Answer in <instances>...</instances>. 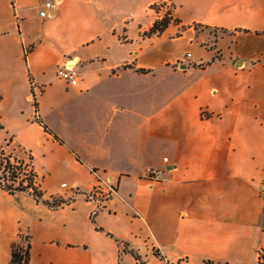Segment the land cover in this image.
I'll use <instances>...</instances> for the list:
<instances>
[{
	"label": "crops",
	"instance_id": "obj_1",
	"mask_svg": "<svg viewBox=\"0 0 264 264\" xmlns=\"http://www.w3.org/2000/svg\"><path fill=\"white\" fill-rule=\"evenodd\" d=\"M161 4L178 22L145 36ZM68 60L78 87L58 77ZM37 85L52 133L25 116ZM8 142L33 154L45 195L68 203L0 188V264L20 234L31 264H259L264 0H0ZM100 184L105 196L89 200Z\"/></svg>",
	"mask_w": 264,
	"mask_h": 264
},
{
	"label": "trees",
	"instance_id": "obj_2",
	"mask_svg": "<svg viewBox=\"0 0 264 264\" xmlns=\"http://www.w3.org/2000/svg\"><path fill=\"white\" fill-rule=\"evenodd\" d=\"M178 22L173 18L171 11H167L163 17L155 20L151 29L146 32L145 36L161 35L170 26L171 23ZM142 72H145L142 70ZM36 111V121L44 129L52 133L48 126L38 118V103L34 102ZM55 139L62 143V140L54 135ZM9 143L5 147H0V188L10 194L18 192L30 193L38 202H42L50 208H58L66 203L61 197H47L41 188V179L39 178L34 165V156L31 152L27 158H21L7 150ZM24 239L26 244L20 243L19 239ZM158 256L159 253H156ZM137 258L138 255H136ZM209 263V262H208ZM258 263L264 264V249L258 251ZM10 264H31V236L30 234H20L18 239L12 243V257ZM211 264V263H210Z\"/></svg>",
	"mask_w": 264,
	"mask_h": 264
},
{
	"label": "built area",
	"instance_id": "obj_3",
	"mask_svg": "<svg viewBox=\"0 0 264 264\" xmlns=\"http://www.w3.org/2000/svg\"><path fill=\"white\" fill-rule=\"evenodd\" d=\"M54 8V4L51 1H46L42 5V9L40 11V16L42 18L51 17ZM190 55V54H188ZM58 77L60 81H62L66 87L74 88L80 85V73L77 68V62L73 60H68L65 62L58 70ZM203 115L206 116V112H203ZM164 161H168V158H164ZM162 175V171L156 168H148L147 169V177L150 180H158ZM63 187H67V184H62ZM105 196V192L102 189V185L96 186L93 191L87 194V198L89 200L100 202L101 199ZM175 264H189L187 259H181ZM210 264V263H206Z\"/></svg>",
	"mask_w": 264,
	"mask_h": 264
},
{
	"label": "rangeland",
	"instance_id": "obj_4",
	"mask_svg": "<svg viewBox=\"0 0 264 264\" xmlns=\"http://www.w3.org/2000/svg\"><path fill=\"white\" fill-rule=\"evenodd\" d=\"M154 8L161 13V15L159 17H163L165 13H167V11H171V7L169 8H166L163 6V4L161 5H155ZM172 13V11H171ZM56 70H57V63L55 64H52L51 67L49 68V73H48V82L50 83H53L55 85V87H59V82L56 78ZM41 93V89L39 87V85L35 86L34 87V91L32 93V99L30 101L27 102L26 104V108H25V116L30 119L31 116L35 117L36 114H35V107H34V102L36 101L38 104H39V99H40V94ZM38 110H39V113H38V118H41L42 117V113H40V107H38ZM33 135H35L34 132H32ZM9 143V147H7V150L9 152H13L14 155L18 156V157H21V158H27L28 155H29V152L22 149L21 147L17 146V145H12L11 142H8ZM7 143V144H8ZM6 144V146H7ZM57 181V178H53L51 180L52 183H55ZM62 198V197H61ZM20 243L25 245L26 242L25 240L22 238V239H19ZM177 262H171L169 264H175Z\"/></svg>",
	"mask_w": 264,
	"mask_h": 264
}]
</instances>
